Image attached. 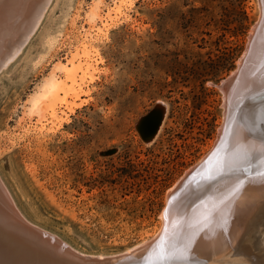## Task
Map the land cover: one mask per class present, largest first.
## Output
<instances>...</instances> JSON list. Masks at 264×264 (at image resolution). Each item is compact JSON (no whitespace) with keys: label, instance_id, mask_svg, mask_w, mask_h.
Here are the masks:
<instances>
[{"label":"rangeland","instance_id":"obj_1","mask_svg":"<svg viewBox=\"0 0 264 264\" xmlns=\"http://www.w3.org/2000/svg\"><path fill=\"white\" fill-rule=\"evenodd\" d=\"M21 1L0 0V14L15 17L7 24L24 15L27 28L38 6L40 23L0 68V177L27 219L74 249L127 251L158 231L168 189L216 141L225 117L218 84L243 56L260 1ZM94 5L100 18L92 20ZM84 45L93 68L75 84L83 92L56 105L64 121L30 112L42 80ZM156 104L166 111L145 141L136 124ZM223 235L221 254L234 253L244 232ZM257 251L233 255L235 264H264Z\"/></svg>","mask_w":264,"mask_h":264},{"label":"bare ground","instance_id":"obj_2","mask_svg":"<svg viewBox=\"0 0 264 264\" xmlns=\"http://www.w3.org/2000/svg\"><path fill=\"white\" fill-rule=\"evenodd\" d=\"M27 1L31 2V0ZM123 1L119 0L118 3L122 4ZM259 1L261 16L255 23L256 27H252L250 31L253 37L252 41L249 42L248 40L243 56L239 58L234 71L218 85L225 93L223 105L225 107L224 115L227 116V127L222 142L223 152L225 147V153H219L215 158H211L208 164L209 168L206 169L210 174L201 170V181L193 188L184 185L175 192L181 181L187 179L190 175V169L199 165L209 152L203 158H200L201 160L198 163L188 168L168 189L166 204L160 213V228L151 237L149 236L152 238L149 244L144 245L136 254L125 260L115 261L110 259L103 262L97 261L93 264H136L143 257H146V259L144 258L146 264H157L156 262L166 264L167 261L160 262L157 258L161 249L166 248L171 252H175L177 249L182 250L185 246L190 248L188 258L186 260H169V264H235L238 259L233 258V255L237 253H250V256L255 257L259 254H257V250H261L260 252H263L262 255H264V228H260V221L257 220L258 216L262 214L261 210L264 204V99L252 102L255 95L264 89V0ZM5 2H8V0H5ZM39 2L41 1L39 0ZM28 5L30 4L28 3ZM38 5L41 4L38 3ZM118 10L120 9L115 8L114 12ZM39 11V6L36 7L35 14H28L29 9L25 11V14L30 15L31 18L29 17V20H26L29 26L27 28L23 27L22 30L20 28L23 22L25 23L26 16L23 15L21 18L24 19L19 18L15 23L7 24L14 17L11 11L0 14V24H4L5 21L9 20L5 23L6 25L2 24L0 26V39L6 40L4 42L6 50L0 56V68L6 67L9 58L12 59L18 55L24 47L36 26L40 23L41 13L39 14ZM88 17L92 20L100 18L96 5L93 6ZM90 55V50L86 49L84 45L82 49H77L72 57L69 56L70 58L64 61H58L55 70L42 80L38 89L30 96L29 111L41 113L42 115L43 112L40 111L44 108V111H50L51 117L59 122L64 121L62 118L55 116V107L58 104H68V98H74L83 92L80 90L81 88L76 89L75 84L78 80L84 79L87 72L93 68ZM58 73H62V75L60 76ZM78 76L80 79L77 78ZM49 100H51V103L43 106ZM154 112L147 115L151 116ZM163 116L164 110L159 119L158 129ZM242 128H247L249 133L243 132L244 129L242 130ZM243 156L248 159H257L252 164L251 170L252 173H259L260 179L247 180L244 176L239 175L241 173L240 168L245 166L239 164L244 158ZM261 164L263 169H258ZM198 170L199 168L195 169L193 173L198 172ZM220 171L222 174L216 178L212 177L214 173H220ZM169 194L171 197H169ZM12 199L14 200L13 197ZM236 228L237 231L244 232L241 242L236 246L237 250L235 249L234 253L227 252L228 255L221 254L220 251L225 242L223 234L227 235ZM149 237L138 245L146 242L150 239ZM161 240L164 244H160L161 247H159ZM251 250L254 252L251 253ZM98 257L103 256L99 255ZM212 259L216 260L211 262ZM247 261L250 262L246 264H263L255 263L253 258L252 261L250 258Z\"/></svg>","mask_w":264,"mask_h":264},{"label":"water","instance_id":"obj_3","mask_svg":"<svg viewBox=\"0 0 264 264\" xmlns=\"http://www.w3.org/2000/svg\"><path fill=\"white\" fill-rule=\"evenodd\" d=\"M255 23L252 25L253 28L256 27ZM250 34L248 35L249 42H251L253 38L252 33ZM222 80L218 85L223 82ZM263 99L264 89L255 95L252 102H257ZM161 109L162 111L164 110L165 114V106L163 104H156L146 114L139 118L136 127L143 140L151 141L153 135L157 133L160 121L159 119L162 113ZM153 111L155 112L152 113L151 116L147 115ZM223 120V126L217 133V140L213 144L211 151H209L199 165L190 169V177L188 176L187 179H183L175 192L184 185H189L192 188L196 186L201 181V170L205 171L207 169L211 158H215V156L219 153H225V147L223 152L222 142L226 134L227 116H225ZM113 151L114 149H109L106 153H111ZM254 156L256 157V155ZM239 157L241 158V156ZM256 161L257 159L255 158L248 159L244 157L242 161L239 162L240 165H245L240 168L241 173H239V175L242 177L244 176L247 180L253 178H257V180L260 179V174L252 173L251 170L253 167L252 164ZM194 168H199L198 172L193 173L195 171ZM220 174H222L221 171L220 173H214L212 177L216 178ZM169 197H171L170 194ZM261 213L257 220L260 221V228H264V204L262 206ZM151 239L152 238L148 239L140 245L131 247L129 251H122L120 253H116L115 255H102L103 257H98V255L82 253L74 249L71 245L66 244L64 240L59 238L54 233L27 219L17 207L5 184L0 179V264H93L97 261L103 262L104 260L109 261L110 259L122 261L136 254L137 251L144 245L149 244L152 241ZM160 244H164L163 240L159 242V247H161ZM158 257L159 255L157 258ZM144 258L146 259V257H143L136 264H146L147 262ZM215 260L216 259H212L210 261L214 262ZM168 261L165 263L169 264ZM156 263L161 264L159 262Z\"/></svg>","mask_w":264,"mask_h":264},{"label":"snow or ice","instance_id":"obj_4","mask_svg":"<svg viewBox=\"0 0 264 264\" xmlns=\"http://www.w3.org/2000/svg\"><path fill=\"white\" fill-rule=\"evenodd\" d=\"M189 253H190V248L188 246H185L182 250L177 249L175 252H171L165 248L160 250L158 259L160 261L186 260L188 258Z\"/></svg>","mask_w":264,"mask_h":264},{"label":"trees","instance_id":"obj_5","mask_svg":"<svg viewBox=\"0 0 264 264\" xmlns=\"http://www.w3.org/2000/svg\"><path fill=\"white\" fill-rule=\"evenodd\" d=\"M239 26H242L243 27V24L242 23H239Z\"/></svg>","mask_w":264,"mask_h":264}]
</instances>
